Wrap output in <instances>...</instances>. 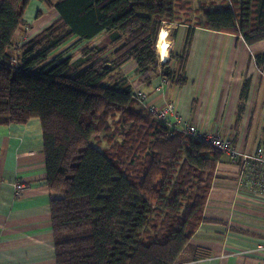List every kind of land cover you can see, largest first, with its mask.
I'll return each mask as SVG.
<instances>
[{"label": "trees", "instance_id": "1", "mask_svg": "<svg viewBox=\"0 0 264 264\" xmlns=\"http://www.w3.org/2000/svg\"><path fill=\"white\" fill-rule=\"evenodd\" d=\"M32 1L58 20L12 57ZM189 9L180 0H0V125L41 121L56 264H176L203 221L223 154L154 118L122 68L136 61L148 82L158 75L182 87L194 29L263 40L264 0L202 4L196 22L180 17ZM166 23L188 31L163 63ZM73 39L91 43L76 58L55 55ZM210 254L196 248L197 258Z\"/></svg>", "mask_w": 264, "mask_h": 264}, {"label": "crops", "instance_id": "2", "mask_svg": "<svg viewBox=\"0 0 264 264\" xmlns=\"http://www.w3.org/2000/svg\"><path fill=\"white\" fill-rule=\"evenodd\" d=\"M41 5L44 4L38 1L33 7L30 4L24 15L31 26L25 28L26 32H33L31 37L58 19L57 11L46 8L53 13V19L45 18L32 26L30 10L37 12ZM181 27H186L181 33L184 36L187 26ZM179 43L180 49L183 48L182 39ZM258 54H264V39L247 44L240 35L196 27L187 59L186 85L170 83L164 95L155 94L153 87L160 76L150 82L144 80L146 75L140 76L142 82L135 80L138 76L135 79L128 76L136 74V61L124 65L122 75L133 88L136 84H141V89L150 88V104L174 102L187 122L201 129L232 131L241 147L248 144L250 147L245 149L250 151L264 145V62L259 65ZM246 80L250 81L249 92L239 113L240 92ZM238 115L241 119L236 124ZM246 129L255 131L252 137L243 139ZM241 165L223 155L203 221L176 264H264V248L259 247L264 245L263 171L253 174L246 170L247 177L240 180ZM0 174L4 178L0 186V264H56L51 193L46 185L47 166L39 118L0 125ZM17 181L28 186L20 196L15 194ZM196 248L209 250L211 254L197 258Z\"/></svg>", "mask_w": 264, "mask_h": 264}, {"label": "built area", "instance_id": "3", "mask_svg": "<svg viewBox=\"0 0 264 264\" xmlns=\"http://www.w3.org/2000/svg\"><path fill=\"white\" fill-rule=\"evenodd\" d=\"M17 62L16 59L13 60ZM161 78V83L154 85L155 94L164 95L166 87L170 85V81ZM133 93L137 100L143 103L150 114L160 122L168 124L176 132L195 140L202 141L209 146L219 150L226 158L234 164H242L240 180L247 177L246 170H250L253 174L257 170L263 171L262 180H264V145L257 146L253 150H246L236 141L235 134L232 131L206 130L199 128L196 124H191L179 112L177 105L171 101H164V104H150V95L143 88L134 87ZM4 182L3 176L0 174V186ZM264 185V183L262 184ZM27 184L22 181L15 183V194L20 196L27 190ZM264 248V245H260Z\"/></svg>", "mask_w": 264, "mask_h": 264}, {"label": "rangeland", "instance_id": "4", "mask_svg": "<svg viewBox=\"0 0 264 264\" xmlns=\"http://www.w3.org/2000/svg\"><path fill=\"white\" fill-rule=\"evenodd\" d=\"M233 0H180L181 3L187 5L192 14L190 16V13H182L180 14V17L182 19H186V18H189L190 20H192L193 22H196L198 21L197 18H198V15H200L201 11L198 10V7H202V4H206V7L207 8H222L224 7L226 4H230ZM35 2L37 1H33L31 3V6L30 7H33V5L35 4ZM213 4H216V6H213ZM42 8H38L35 12V10H30V16H32L31 20H32V26H37L43 19L45 18H49L50 20L53 19V13L52 12H48L47 11V7L44 5H41ZM193 6V7H192ZM51 9V8H49ZM187 10V9H186ZM196 11V12H195ZM40 14V16H39ZM44 15V16H43ZM46 15V16H45ZM58 20V19H57ZM53 21L50 23L52 24ZM28 24V23H27ZM30 24V23H29ZM28 24V25H29ZM49 24V25H50ZM27 25V26H28ZM48 25V26H49ZM27 26H23L22 30L18 31L17 33V36H16V39H15V46L10 50V54L12 57H16L17 58V55L19 53V50L21 51V47L23 46V44H25L29 39H31V35L33 34V32H30L32 30H30L29 32H26V27ZM164 28H167V31L169 32V39L172 41V44H173V52H177V51H181L182 50V47L180 49V43H179V40L182 39V46L184 47V40H185V35L183 36L181 33L183 32L182 29L186 28V27H181L180 25H173V24H169V23H166L164 24ZM177 28V29H175ZM188 29H186L185 32H187ZM172 32H175L176 34V37L173 38L171 37V33ZM91 43V41H78L77 39H73L71 40L70 42H68L64 47H62L61 49H59V51L55 52V55L56 54H59L60 52L63 53V54H71V56H74V58H76L81 51H83L89 44ZM22 53V51H21ZM110 54H108L109 56ZM169 55H170V51H169ZM168 55V56H169ZM111 57V56H109ZM161 60V59H160ZM165 61H163L164 63ZM129 65H133V63H129ZM125 71H123L124 73ZM133 74V72H132ZM131 75V74H130ZM128 75L130 77V79H135L137 76V79L135 80H141V81H138V82H142L143 79H141L142 77L140 76H143L142 74H139L136 70V74L134 75ZM158 75H153L152 76V79L153 78H157ZM145 80V79H144ZM161 83V78L159 79V82L157 84ZM141 84H136L135 86L136 87H140ZM156 85V84H155ZM146 92H149V89L150 88H143ZM153 93H155L154 91V87H153ZM254 129H246V130H243V134H242V138L244 139V137L246 136L247 138L248 137H252L251 134L254 133ZM236 139H237V135H235ZM245 137V138H246ZM254 138H256V135H254ZM244 141V140H243ZM244 148H249L250 145L248 144H245L244 143ZM260 146V145H258ZM223 157V156H222ZM222 160V158H221ZM217 170H218V166H217ZM216 170V171H217Z\"/></svg>", "mask_w": 264, "mask_h": 264}, {"label": "bare ground", "instance_id": "5", "mask_svg": "<svg viewBox=\"0 0 264 264\" xmlns=\"http://www.w3.org/2000/svg\"><path fill=\"white\" fill-rule=\"evenodd\" d=\"M161 33H166L165 36H163V38H161ZM167 44L168 47L166 49V52H167V55L166 56H163L162 58V53H161V49L163 48V46ZM172 45V41L169 39V32L167 31V28H162L159 32V35H158V41H157V51H158V54L160 56V59L161 61H166L167 58H168V55H169V49H170V46Z\"/></svg>", "mask_w": 264, "mask_h": 264}, {"label": "clouds", "instance_id": "6", "mask_svg": "<svg viewBox=\"0 0 264 264\" xmlns=\"http://www.w3.org/2000/svg\"><path fill=\"white\" fill-rule=\"evenodd\" d=\"M165 35H166V33H161V38H163V36H165ZM167 47H168V45L165 44L163 46V48L160 50L161 53H162V58H163V56H166L167 55V52H166ZM236 141H237V139H236Z\"/></svg>", "mask_w": 264, "mask_h": 264}]
</instances>
